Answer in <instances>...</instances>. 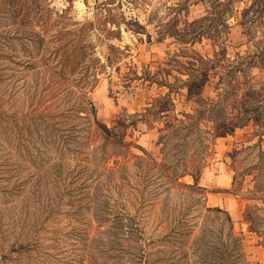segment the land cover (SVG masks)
I'll use <instances>...</instances> for the list:
<instances>
[{
	"label": "rangeland",
	"instance_id": "1",
	"mask_svg": "<svg viewBox=\"0 0 264 264\" xmlns=\"http://www.w3.org/2000/svg\"><path fill=\"white\" fill-rule=\"evenodd\" d=\"M215 128L245 235L132 157L206 166ZM230 230L264 264V0H0V264H237Z\"/></svg>",
	"mask_w": 264,
	"mask_h": 264
},
{
	"label": "trees",
	"instance_id": "2",
	"mask_svg": "<svg viewBox=\"0 0 264 264\" xmlns=\"http://www.w3.org/2000/svg\"><path fill=\"white\" fill-rule=\"evenodd\" d=\"M38 17V16H37ZM36 20H34V25L32 27V31L37 35L38 38V42L39 44L42 46V48H44L45 43L47 42L48 38H47V21L45 19V14L43 15H39V17ZM208 72V69H206L203 73ZM192 83H194V81L191 80ZM151 83H157L156 81H151ZM158 84V83H157ZM158 87H160V84H158ZM171 94V90H169V92L167 93V95L169 96ZM83 96H86V93L83 94ZM88 97V96H86ZM166 97V96H165ZM164 99V98H163ZM88 103L91 104L92 106V111H94V115H95V105H94V101L91 99V97H88L87 100ZM84 100V103H87ZM157 101V99H153V102ZM87 103V104H88ZM150 105H154L153 103ZM151 111V109H149ZM187 117L189 118H194V115H188ZM98 124V123H96ZM97 129L99 131V134L102 135L103 141H104V145H113V146H118V147H123L126 149V151L130 152V150L132 149L133 145L130 142L126 141V131H125V127L124 126H119V125H114L112 128H108L104 125H97ZM224 130H220L218 128L214 129V134L212 135L213 139H217L218 137H221L222 134L224 132H222ZM215 142V140H214ZM138 149H140L145 157L143 156H138V155H133L132 157L142 160V162H144V167L145 165L147 166V164H149V167L152 168L155 171V175L153 177L147 178V176H144V182H148L147 184H149L151 187L156 183V180L158 181H165L170 187L173 188H177V189H186V190H198V191H202L204 193H207V191L204 188H201L199 186V180L202 174L203 169L205 168V162H206V158H203L201 161H194L192 162L190 165L185 166L184 170L180 173L174 172L173 173V169H172V165H169L166 162H162V163H158L152 156L150 153H148L145 149H143L142 147H137ZM178 170V169H177ZM157 176V178H156ZM184 177H191L193 179V184H184L181 183L180 180ZM152 193L155 194V192L153 190H151ZM151 193V194H152ZM152 197V196H150ZM209 210L211 211H215V212H219V213H225L227 215V220L229 222V226L232 228V220L230 218V216L228 215V213H226L225 211H222L220 209L217 208H209ZM230 237L235 239L236 241H238L237 245L239 247L240 250H235L238 253V256L236 257L235 261L241 260L239 262H237V264H249L246 258V254L244 252V239L242 237V235H236L233 230H230Z\"/></svg>",
	"mask_w": 264,
	"mask_h": 264
},
{
	"label": "crops",
	"instance_id": "3",
	"mask_svg": "<svg viewBox=\"0 0 264 264\" xmlns=\"http://www.w3.org/2000/svg\"><path fill=\"white\" fill-rule=\"evenodd\" d=\"M215 142L214 155L202 171L199 186L207 191L209 202L212 204L209 208H217L228 213L234 230L245 235L250 230L246 222L243 221L242 205L236 196L230 194V189L234 184V172L226 160L230 140L218 137ZM189 179L188 182L193 184V179L191 177Z\"/></svg>",
	"mask_w": 264,
	"mask_h": 264
}]
</instances>
